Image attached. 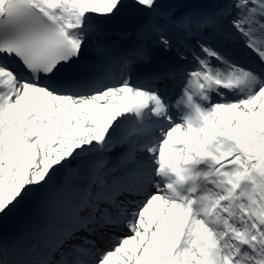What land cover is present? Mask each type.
I'll list each match as a JSON object with an SVG mask.
<instances>
[{"label": "bare ground", "instance_id": "6f19581e", "mask_svg": "<svg viewBox=\"0 0 264 264\" xmlns=\"http://www.w3.org/2000/svg\"><path fill=\"white\" fill-rule=\"evenodd\" d=\"M3 1L4 0H0V8L2 6ZM35 1H36L35 4L38 5L39 8L45 9L44 12L48 13L46 14L47 16L57 19L61 25H64L63 22H65L66 24L64 25V28L65 26H68V22L66 20H68L69 18H74L68 15L69 10H71L75 13H81L80 19L82 18L86 19L83 22L84 25L88 23V18L90 19V17H93L95 19L94 20L92 18L94 28H100L102 24H105V26L107 25L106 27H109L110 29L118 28V27L128 28L129 33H127V35H120V36L118 35L117 38H121V39L124 38L125 40H129V39L136 40L137 39L139 41V44L144 43L147 46L146 48H149V49H151L150 41H148L150 37L149 30L157 27L156 26L157 21L160 18H163L165 12H169V13L173 12V10L169 9L167 6H160V3H154L153 0H98L99 2L102 3V7L103 6L105 7L100 8V9L94 8V9H91V11L89 10L90 8H86V7H77L73 9L72 3H71V7H68L67 6L68 0H35ZM90 1H96V0H90ZM199 1H202V0H199ZM199 1H196L193 4L190 2L191 5L184 4L177 9L178 10L177 17H184V22H186L187 24L193 23L194 19L198 21V23L195 24L196 30L198 28H205L206 20L211 19L208 15V11H209L208 8H206L205 6L199 7V3H198ZM218 1H219V4L216 6L218 11H224L226 8H230V4L228 0H218ZM252 3L257 4V7L255 6L254 7L259 8V11L264 10V0H258V1L254 0L252 1ZM144 6H149L152 10L151 15H150L152 16L150 19V25L147 23L148 17L147 18L140 17V11ZM191 6H193L194 8H192L191 10H187V8ZM230 14H231V11L226 10L227 17L230 18ZM246 14L248 15V17ZM255 14H258V13L255 12ZM175 15L176 14H174V16L172 15V17H175ZM243 17L247 21H250L251 14L245 11V14ZM154 20L156 21L154 22ZM231 23L234 25L235 23H238V21L234 19V21ZM100 29H99L100 31H103L105 27H101ZM87 30H89V28ZM146 36L148 37L146 38ZM174 36L175 34L172 35V37ZM240 36L241 38H245V39L248 38L247 35H244L242 33L240 34ZM195 45L197 44L195 43ZM163 52H165V54H161V58L164 62L167 63L168 65L167 67L170 68L171 70H173L174 68L175 69L179 68L182 64H185V65L187 64L188 67H190L189 65L192 66L190 62H185L183 58L179 57L177 53H175L174 51H169L168 49L167 50L165 49L163 50ZM222 52L224 51H220V54ZM116 53L117 55H121V58L127 57L128 60L129 58L130 59L138 58L135 55L126 56L128 54L124 52L118 51ZM210 53L211 52H208V53H205L204 55H208V54L210 55ZM150 56H152V54ZM217 58L218 57H216L215 59L218 62ZM215 59L213 61L217 63ZM212 73H214V76H215V72L212 71ZM199 76L196 79L203 80V78ZM218 78L219 77H216V79ZM18 82H19V79L15 77L11 79V77H9V74H7V72L0 71V107H1L0 108V163L1 165L8 166L12 163L11 166L13 168L15 169L22 168L25 164V162L22 160L27 159L28 155H30L29 153L33 151V150L30 151V149L27 150L29 146L27 144H29L32 141L37 140L40 144H43V145L45 144L55 145L56 144L55 147L57 148L63 147V146H59L58 143L61 145L62 143H64L63 141H66L65 139L70 140V143L76 144V146L70 148V153L65 152L62 149L60 150V152L64 156V159H63L64 163L67 164V168L64 169V171H62L63 172L62 175L67 177L65 178V181L61 182L60 179L58 180V178H56L55 182L49 181V177L53 179L52 177H53L54 172L48 171L47 170L48 167L46 168V170L44 169L45 171L43 172L41 176V180H39L38 178L36 179L37 188L39 189L40 192L45 190V191L57 193V196L54 199L47 197V199L45 200L46 202L41 201L39 204L40 207H43V209L50 207L51 209H53L52 211L54 212V210L58 208L57 200L59 198H62L63 195L66 196L68 191L72 187V186H68L67 181H66L67 179H72V177L69 176V173L74 168L76 169V172L78 171L81 172L82 171L81 169L83 168L85 169L86 167H88V164L85 161L86 159L83 160L81 158H88V157L90 158V156H92L91 150L94 148L101 149L99 150V152L106 153L105 155L106 159L109 161H112V163L109 165V168H110L109 170H113L114 168V172L112 171L111 174L112 175L115 174L114 177L119 180L117 187L123 189V191L127 190L126 196L124 195V197L128 199L129 204L132 203V206L133 207L135 206V208L137 209V214H141L144 208L143 205L142 206L140 205L145 204L146 202L150 201L149 204L151 206L150 207L151 210L149 211V214L145 217H143V215H140L143 219V223L147 224L149 220L148 217L150 215H153V214L155 215L156 213H158V216L154 223H155V228L160 229L161 232L153 233L151 230L150 235L145 236L147 238L146 242L148 244V247L144 248L145 243L139 239L140 234L144 235L143 232L141 233V229L139 228L137 232L135 231L136 233L133 232V238H136V241H137L136 246L138 248V253H137L135 262H137V264H165L162 262V261H165L167 262V264H172V260H174V262L178 264H213L212 262H214V255L210 252L212 247L209 246L208 238L205 232L203 231L197 232V233H200L201 236L199 239H195L194 236H192V234H196V233L193 232L190 224L188 226V229L190 230V234H188V236L181 233V227L177 228L176 226L177 222L186 223L185 219L188 218V215L190 212L194 216V207L197 205V204H194L195 202L189 203L188 201L189 197L186 195V192L184 191V188L182 186L179 187L178 185H176L172 187V190H171L172 195L170 196L171 197L173 196V199H172V204L170 205L169 202H166L164 199L156 198L157 195H153L150 192L152 189L147 184L148 178L151 176L161 178L158 174H156V176L153 175L152 168L150 169L146 168V166H144L143 163L142 164L140 163L138 167L136 168H125V169L120 168L119 169V167L121 166L119 162L117 165L118 167L114 166L115 162L113 161L117 159L121 160L122 158L128 155V151L130 150V148L133 149V146H132L133 143L130 146V148L129 147L120 148L121 143L125 141V138L127 137V134H128L127 125H126L127 123H125L124 121H120V120L114 121L115 116L118 115L119 112L123 111L125 107L123 99H124V95L127 93L126 90L123 92L119 90H111L109 94L98 96L93 99L91 98L90 101H83L81 104L64 105L65 104L64 98L57 97L55 95H50L48 92L41 91L40 89H37V88H35L34 90L26 91V88H27L26 86V88L22 90L21 94L17 96V99H15L12 102V99H14V96L17 95L15 91H16V87H18L19 85ZM206 82H207V77H205L204 79L205 86H206ZM221 86L215 83L213 88L211 89H216V90L217 89L221 90V88L230 89L229 87L226 88L223 84ZM211 89H209V91ZM260 95L264 96V92H262ZM120 97L122 98L119 99ZM138 97L140 96H137L135 98V102L141 103V101H143L144 98L142 97L138 98ZM167 97H168L167 99L175 98L174 92L172 93L168 92ZM107 100L111 101L110 102L111 104L113 103L115 104L111 106L110 104L102 105V106L96 104L100 102H106ZM171 104L170 103L166 104V102H164L163 104L158 103V105L156 106H158L159 109L155 108V111H154L155 119L154 120L157 122L158 121L162 122L166 116L173 114V116L168 122V126L169 127L171 126V127L170 128L165 127L164 128L165 130H163L161 134L165 133L167 135H173L176 137V138L174 137V139L179 141L176 133L174 131L170 132V129L175 126L176 122H178L180 118L183 117L184 120L187 121L188 123H191L190 126L194 128L199 125V120L197 118H194V119L189 118V115L187 114L188 112L187 107H185V110H184L182 105L176 103L174 105V108H172ZM258 104L259 103L251 104L252 106H249V104L240 103L239 105L241 107L240 106L238 107H240L242 111H248L251 108H253L260 115L262 109L260 108L261 106L259 107ZM178 105L180 106L179 109L180 111H182V113L177 109L175 110V108H177ZM161 107H162V110H161ZM168 107L169 109H172L170 113L168 112V109H167ZM77 110L80 113L86 114V116L81 121L80 127L78 126L77 128V133H78L79 138L73 137V136L70 137L72 134L70 136L68 135V133L70 132L69 130H71L74 127L73 118L77 116V114H75V111ZM95 110H97L98 112L97 115H93V112ZM232 114L235 115V117H233L234 119H242V116H239V112H234ZM218 116L221 118L220 123L233 119L231 116V112L226 110L225 107L219 110ZM142 118L144 119L146 117H141V119ZM129 121L130 120H128V122ZM89 126H92L93 130L91 129V131L82 132V129H85L86 127L89 128ZM190 126H188V129L186 132L188 135H189L188 131L191 128ZM262 130L264 131V127L262 129L259 128L257 131L262 132ZM47 131L49 132L45 133ZM161 134L157 135L154 138L163 139L165 135L162 136ZM192 136L194 135H189V137H192ZM200 137L197 139L196 143L194 141L193 143L192 141L190 142V144L192 145L191 147L192 149L190 151L192 155V159L189 165L194 166V171L201 172V169L203 168V172H208L211 174L210 178L212 177L213 178L214 177L225 178L226 175L220 174V173H222V171H227V168L232 167V166L233 168H237V169L242 168L238 163H233V165H230L229 167L221 165L222 163L227 162L228 160L234 158L235 156H239V155L241 156V154L239 153L240 150L238 151V153L234 155L232 151L228 152L225 155H222V152L218 154V150H217V147L215 146L213 138H209L208 136H200ZM93 138L95 139L91 140ZM249 138H250L249 135L246 133L242 135V139L244 143L251 144V146L254 147L255 142L251 143ZM219 140H223V139L219 137ZM185 142H187V140ZM106 143L112 147L105 148L104 144ZM165 143L169 147L175 148L177 147L178 142L166 141ZM263 144H264V141H263ZM146 147H148V145ZM20 149L22 151L17 152ZM113 149H117V151L111 152L113 151ZM221 149L223 150L224 147L223 148L221 147ZM106 151L108 152V154ZM140 151H144V150L140 149ZM240 152L242 154L246 153L244 150H241ZM12 153H15V154H12ZM214 153L216 154V156H211V154H214ZM255 154H257V152H255ZM8 155L9 156L16 155L15 157H18V155H21L19 158H21L22 160L16 162L14 158L12 157L7 158L6 156ZM38 158L39 157L34 154V159H33L32 164H36L38 161ZM91 158L94 159V157H91ZM176 158H177V155L175 153L169 155V159L172 161L173 164L178 162ZM76 160H78L79 164L77 163ZM130 162H134V161L131 160ZM46 166H48V164ZM245 166H246L245 170L247 172V177L251 178L252 175L254 176V170L257 167L264 166V153L261 155L260 154L251 155V158H249V163L245 164ZM219 167H222V170L214 174L213 171H215L216 168H219ZM211 168H215V169L212 171ZM86 169H90V167ZM96 171H97L96 167H93L88 175L95 174L94 172ZM182 171L185 173L183 169ZM125 174L128 175V177H130V180H131L130 186L128 187L124 186L123 184L124 179L121 177V175H125ZM166 174L168 175V173ZM217 174H220V175L217 176ZM88 175H85L86 177L82 176L83 178L82 180L89 179L90 177ZM138 175L141 176L139 180L135 179L137 178ZM187 176H188L187 177L188 181L194 182L190 174H187ZM232 179L235 180L234 177ZM183 180L184 179H181L180 182H182ZM251 180H252V184L255 186V191H256L255 195H257L256 196L257 200L255 202L260 206L261 213L264 214V209H262V205L264 206V198L262 197L260 188L258 186L259 185L258 181L256 180L255 177L254 179L251 178ZM64 182L65 184H63V188L61 190L57 188L59 184L64 183ZM210 184L213 187L217 188L213 182H211ZM129 187L133 188L134 190L132 194L129 193L130 191H132L131 189H128ZM164 190L165 189H161L159 191L163 192ZM177 194H180L179 196L180 198H182L181 200L177 197ZM201 194L202 193H200L199 195ZM49 198L51 201H54L55 203L49 201ZM117 198L120 199L119 197ZM76 199L77 201H74L73 206L75 204L76 205L74 207L71 205L68 208V210H66L67 220H65V223H61L60 233L58 235V238L60 240L56 243V246H54L55 244L53 243L50 245L51 247L53 246V248L58 246L55 251L56 253L54 252V256H56V254L57 255L60 254L62 250H64V245L61 244V240L62 239H65V240L72 239V237H74V231L76 229L79 231H83V233L86 235L85 238H88L90 241H92L94 244H97L98 246L103 244L106 238L112 237L113 233L118 234L120 231H122V226H120L118 222L116 223V221L111 218H109L110 220H108L109 216L107 217L103 216V218H99V217H96L93 212L91 214H86L85 209L82 210L80 214L79 209L83 208L85 204L82 203L83 201L81 199L79 198H76ZM47 200L49 202H47ZM175 201H176V204H175ZM205 201L207 200L205 199ZM186 205L188 207H185ZM91 208L95 210L94 207H91ZM205 208L208 209L207 207ZM92 209L91 211H93ZM180 210H183L182 216H180V212H181ZM91 211H89V213ZM213 211H214L213 208H212V211L207 210V212H205V215L212 216L211 213ZM145 212L146 211L143 210V213ZM248 215L250 216L252 220H254V216H256L250 213ZM45 216H46L45 221H50L52 219V215H45ZM226 216H225V220H227ZM40 217H42V215ZM262 217L264 220V215H262ZM159 220L162 221L161 222L162 227L158 224ZM194 220L192 221V224H194ZM138 225L140 226V224ZM52 231L53 229L49 228V229L44 230L43 232L49 233ZM196 236H198V234ZM237 236L240 240L238 244L243 245L244 249H249L250 247L244 245V243L242 242V240L244 239L243 238L244 234L239 232V229H237ZM127 237L128 235L125 234V236L123 237V241H125ZM177 239L178 240L180 239L182 243L178 244V242H176ZM187 242H189L190 244L187 245ZM81 248L89 249L91 247L82 246ZM29 249H31V247ZM33 249L34 248H32L31 250ZM229 249L231 250L234 249V246H231V248ZM77 253H82V250L80 249V247ZM83 253H86L89 256H93V252L91 251L83 252ZM213 253L216 255L215 260L216 261L218 260L219 262H221L223 259L222 258L220 259L218 254L220 253L222 256L223 255L222 253H226V251L224 250V248H222V246H220V247H217L216 251H214ZM44 255L45 253L41 254V257H43ZM129 258H127V260H129ZM41 260L45 262L46 264H56L54 258H49V254L45 255L43 258H41ZM27 263L28 261L25 262V264Z\"/></svg>", "mask_w": 264, "mask_h": 264}, {"label": "rangeland", "instance_id": "374dc122", "mask_svg": "<svg viewBox=\"0 0 264 264\" xmlns=\"http://www.w3.org/2000/svg\"><path fill=\"white\" fill-rule=\"evenodd\" d=\"M199 0H153L154 3H160V6H167L169 9L173 10V12L169 13L170 15L177 14L178 8L184 4L191 5L194 2ZM230 4V10L232 9V13L230 14V18H227L224 14V11L227 10V8L224 11H218L216 6L219 4L218 0H202L199 1V7L205 6L208 8V14L213 12L214 16H216V20L219 19L220 24L217 25L218 30L215 32H212L214 34L215 39L213 41H207L203 39V35L205 33H202L201 35L193 36L190 34H187L184 31L175 30L173 32L175 34V37H173V41H169V37L166 36L165 33H160L158 31L153 30V32L156 33L155 40L153 41L154 47L156 49H160L163 51L164 49L169 48L170 50L175 49L176 42L181 43V41L189 42V40L193 39L199 46L195 44H192L193 51L189 50V55L186 53H183L181 51L180 44L177 48L175 53H179L178 56L182 57L183 60H190L189 62L193 65L192 68H186L182 71V73H186L190 75V77L193 76H199L205 79L207 75H211V77L215 76L223 78V75L226 77L231 73L235 74L234 70L222 68L221 66H214L211 65V59L207 56H203L202 61L194 60L191 58L192 54H197L198 52L201 53V47L205 49L207 46L211 47H218L219 45L223 47L225 51H230V48L234 45V47L241 46L243 44L245 47L248 48V51L252 52L255 50V53L253 54L256 56L258 60L262 59L261 53L264 54V50L258 49V46L263 47L264 46V10L259 11V8L252 7L251 3L254 0H228ZM191 2V3H190ZM75 9L77 7H86L91 9H100L104 8L102 7V3L98 0L96 1H90V0H68L67 6ZM212 6V7H211ZM145 7V6H144ZM143 7V8H144ZM149 8V11L147 13H144L143 11H140V17L141 18H151V8ZM194 8L193 6L188 7L187 10H191ZM142 10V9H141ZM96 11V10H95ZM245 11L251 14L250 21H247L243 16L245 14ZM258 13V14H255ZM69 14H76L80 15V13H75L71 10H69ZM247 15V14H246ZM67 16V15H66ZM73 17V16H72ZM248 17V15H247ZM66 19V18H65ZM235 20L238 21V23H235L234 25L231 23ZM71 20L69 18L66 21ZM74 25L79 26V21L74 19ZM76 21V22H75ZM151 32V31H150ZM167 33V32H166ZM247 35L248 38H240V34ZM184 35V36H183ZM210 33L207 34V37H210ZM219 36L221 38H219ZM234 38V39H233ZM253 39V40H252ZM223 40V42H222ZM252 40V41H250ZM247 44H245V42ZM205 49L203 50L202 54L205 52ZM188 55V56H185ZM228 55L229 57L233 58V55ZM213 56V54H212ZM215 58V56H213ZM261 61V60H260ZM205 63V65H204ZM230 63L233 64V62L230 60ZM225 66V65H224ZM216 67V68H215ZM210 73V74H209ZM242 74H247L246 72H242ZM185 75V74H184ZM259 76L257 77L258 80ZM186 79V80H185ZM196 79V78H195ZM220 79V80H221ZM189 80L187 76L181 80L182 86L180 85V80L174 81L172 86L175 88L180 87L182 90V93L187 89L189 86ZM197 80V79H196ZM202 81V80H201ZM219 84H224L225 82L222 81ZM254 84V83H253ZM200 86H204L205 83L199 82ZM259 86L257 85H250L248 88H241L238 90L237 93L233 94V90L224 89L226 90V94H222L221 100L216 101L214 104H205L204 101L201 102H195V108L194 110L188 111L187 114L189 115L190 119L198 118V114L203 115V118L199 120V125L194 128V134L189 133V135H194L192 137H189V135L186 133L188 129V122L182 118L178 121L180 124L177 127H173L172 130H176L179 128V132L177 133L178 136V148L177 151L179 154V161L180 165H182L183 161L188 163V159L192 157L191 155V147L192 145L190 142L193 141L196 143L197 139L200 136H208L209 138H213L215 141V146L217 149L222 152V155L227 154L228 152L232 151L233 155L238 153L240 150H244L246 153L242 154L240 151L239 153L241 156H235L234 158L228 160L227 162L222 163L221 165H224L226 167H229L230 165H233V163H238L242 168L237 169L229 167L227 168V171H222L220 174L226 175L225 178L220 177H211V174L206 172L207 174H203L201 172H196L191 175L192 179L196 182L199 181L198 185L203 184L204 181H213V183L216 185L217 188L213 186H208L206 188V192L200 197L197 196H189V203L194 204H200L203 205V199H207L209 202H214V214L217 216V219L219 221L220 227L214 228V231L218 232L220 236H215L212 233V229L210 230V227L203 226L202 221L199 217H195L193 226V232L196 234H192L195 239L200 238V233L197 232H205L208 238L209 245L213 248V250H216L217 247L222 246L226 253H222L223 255L219 253L218 255L224 260H222L223 264H241L243 261L242 259H248L250 261V257H254L255 259H258V262L261 264H264V220L261 213L260 206L255 202L257 200V195L255 191V186L252 184V179H254V176L251 178L247 177L246 172V166L245 164L249 163V158H251V155H257V154H263L264 153V131H257L259 128L262 129L264 127V96H261L260 94L264 92V85L260 86V88L256 91L253 89L255 87ZM26 88L24 85H19L17 88V94L20 95L22 90ZM32 89V87H29ZM114 88H117L118 90L122 91L124 89V86L118 84L115 85ZM206 88V86H205ZM111 90H108V93H110ZM249 93L250 95L243 96L244 94ZM205 93V92H204ZM208 93V92H207ZM104 94V93H103ZM206 95V94H204ZM208 95V94H207ZM247 95V94H246ZM101 96V94H93L89 96L90 98ZM182 94L181 92L176 93V98H181ZM236 97V98H235ZM86 99V98H84ZM65 103H70L71 101L77 102L78 100L76 98L72 97H66ZM83 100V99H80ZM182 100V98H181ZM205 100V99H204ZM109 100H107L103 104H109ZM242 104H249V106H252L253 103H259V107L262 109L260 115L255 111V109L251 108L248 111H242L241 106ZM251 103V104H250ZM111 104V103H110ZM114 104V103H113ZM240 106V107H238ZM226 108V110L231 112L232 118L235 117L234 112H239V116H242V119H232L223 123H220L221 118L219 115V110L222 108ZM83 115L77 116L74 119L75 127L69 130L70 132L68 135L70 137H78L77 133V126L80 125V122L82 121ZM183 122V123H182ZM181 126V127H180ZM93 130L92 126L86 127L84 131H91ZM95 129V127H94ZM257 131V132H256ZM49 131L45 132L48 133ZM261 132V133H260ZM75 133V134H74ZM249 135V140L251 143L255 142L254 147L251 146V144L244 143L242 139L243 134ZM258 135V136H257ZM219 137L223 140H219ZM201 138V137H200ZM95 138L91 139L94 140ZM183 141H181V140ZM66 141H63L61 145L58 143L59 146L63 147H55V145L50 144H40L37 140L30 142L27 148V150L30 149V152L28 155V158L25 160H22L19 158L21 155H18V157L13 156H6L7 158H14V160L17 161H24L25 164L22 168L15 169L10 165H1L0 163V264H25V262L30 259L31 256L34 254H43L49 250V245H51L55 241L56 233L59 229V220L58 217H61L63 215L64 210L61 209V205L58 202V208L52 211L50 207L43 209V207H40V202L47 199V197L55 198L57 196L56 192H50L43 190L42 192L39 191L37 188L36 179L38 178L41 180V176L43 172L48 167V171H53V179L49 177V181L55 182L56 178L60 181H65V176L62 175V171L67 168V164L64 163V156L60 152V150H64L65 152L70 153V148L76 146V144L70 143V140L65 139ZM89 140V139H88ZM187 140V142H185ZM80 141V139H79ZM180 143V144H179ZM186 143V144H185ZM64 144V145H63ZM82 144V143H81ZM184 146H183V145ZM222 144V145H221ZM186 145V146H185ZM44 146V147H43ZM184 148H183V147ZM111 148L112 146H108L105 144V148ZM221 147L224 149L222 150ZM189 149V150H188ZM44 150V151H43ZM101 149L94 148L91 150L92 156L90 158H81L85 160L88 164V167H90L94 163H101V165H106L108 163L106 159V153L99 152ZM106 150V149H105ZM181 150V151H180ZM20 149L17 152H21ZM183 151V152H182ZM218 151V153H219ZM107 152V151H106ZM115 152V149L113 151ZM257 152V154H255ZM4 153V152H3ZM110 153V152H109ZM5 154V153H4ZM15 154V153H12ZM10 154V155H12ZM34 154L38 156V161L36 164H32L34 159ZM108 154V152H107ZM95 155V156H94ZM83 157V156H82ZM86 157V156H85ZM91 157H94L92 159ZM6 159V158H5ZM62 161V162H61ZM79 164L78 160H76ZM48 164V166H46ZM209 165V164H208ZM220 165V166H221ZM4 166V167H3ZM6 166V167H5ZM86 167V168H88ZM81 169L82 171L76 172V169L74 168L70 173L69 176L72 177V179H67L68 186L70 185H77L82 181V176L84 177L85 174H87V169ZM185 169L189 168V166H185ZM205 168V167H204ZM45 169V170H44ZM213 170V169H212ZM222 170V167L216 168L214 171V174ZM89 173V172H88ZM220 174H217L219 176ZM62 175V176H61ZM206 175H208L206 178ZM210 175V176H209ZM251 175V174H250ZM235 178L233 180L232 178ZM153 181V180H152ZM62 185L65 184L61 183ZM61 184L58 185L57 188L61 190ZM153 186H156V183L153 184ZM48 192V193H47ZM74 190L72 193L70 190L68 191L69 194H74ZM157 196L162 197L160 199H164L166 202H169L170 205L172 204V200L169 197L168 194H162L155 192ZM43 194V195H42ZM45 194V195H44ZM49 198V201H51ZM198 198V199H197ZM181 199V198H180ZM47 200V202H49ZM171 201V202H170ZM197 201V202H196ZM54 202V201H51ZM68 202V200H67ZM55 203V202H54ZM176 204V201H175ZM208 205V203L206 202ZM150 204H147L144 206L143 210L146 212L143 213V210L141 214H136L130 221H128L125 224V232L126 235H128L127 239L123 241V236L120 237V235L114 234L110 240L104 241L105 244L101 246L103 250L101 252H98L95 249H98V247H94V245H91L89 242H81L80 240H68V241H75L76 246H82L83 244H88L92 248H94L93 256L94 258H90L88 260H84L86 262L85 264H137L135 262L138 248L136 246L137 241L136 238H133V232H137L139 228L141 229V233L143 232L144 235H139V239L142 240L145 245V247H148V244L146 242L147 238L145 236H149L151 233V230L153 233H160V229L155 228V221L158 216V213L155 215H150L148 217L147 224L143 223V219L140 215H143V217L147 216L149 214V211L151 210ZM207 208H210L207 207ZM219 209L221 212H219ZM262 209H264V206L262 205ZM198 212H202V208H198ZM96 215H100L97 214ZM256 215L254 216V220L250 218L248 214ZM42 215V217H40ZM45 215H52L51 221H45ZM227 215L225 220V216ZM40 217V218H39ZM243 220V221H242ZM162 221H158V224L161 226ZM234 222V224H233ZM242 222V223H241ZM230 223V224H229ZM237 223V224H236ZM140 224V226L138 225ZM242 224V225H240ZM52 228L53 231L49 233L43 232V228ZM162 227V226H161ZM235 228V230H234ZM237 229H239V232L244 234V239L242 242L244 245L250 247V251H247L243 248L242 245H239L238 242L240 241L237 236L234 234L237 233ZM135 232V233H136ZM189 233L186 234L188 236ZM198 234V236H196ZM39 235V236H38ZM230 235V236H229ZM136 236V235H135ZM166 241V240H165ZM190 244L187 242V245ZM231 246H234V249H229ZM31 247L34 248L33 250L29 249ZM65 250L73 249L74 251H77L78 248L65 246ZM100 250V249H99ZM185 250V249H184ZM210 252L214 255V262L213 264H221L219 261H216V255L210 250ZM77 258H86V255H83L82 253H76ZM130 257V258H129ZM129 258V260H127ZM163 263L167 264V262L162 261ZM247 263V262H246ZM252 263V262H250ZM172 264H178L175 263L174 260H172ZM248 264V263H247ZM253 264V263H252Z\"/></svg>", "mask_w": 264, "mask_h": 264}, {"label": "water", "instance_id": "95a60500", "mask_svg": "<svg viewBox=\"0 0 264 264\" xmlns=\"http://www.w3.org/2000/svg\"><path fill=\"white\" fill-rule=\"evenodd\" d=\"M147 11H148V9H145V12H147ZM124 31H125V29H122V32H124ZM255 176L258 180L261 192H262L263 197H264V166H260V167H257L255 169Z\"/></svg>", "mask_w": 264, "mask_h": 264}]
</instances>
